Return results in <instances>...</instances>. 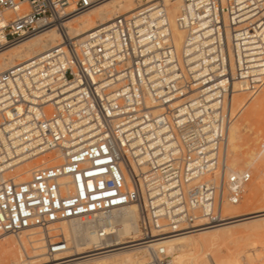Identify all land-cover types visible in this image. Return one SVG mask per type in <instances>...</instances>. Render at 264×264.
I'll use <instances>...</instances> for the list:
<instances>
[{
	"label": "built area",
	"instance_id": "built-area-1",
	"mask_svg": "<svg viewBox=\"0 0 264 264\" xmlns=\"http://www.w3.org/2000/svg\"><path fill=\"white\" fill-rule=\"evenodd\" d=\"M109 1L0 0V52L60 36L0 73V174L24 156L64 158L27 182L0 180V236L40 228L43 264L73 258L55 226L88 222L102 244L113 233L100 215L129 204L141 211L147 264H173L155 242L224 223L251 181L229 166V130L235 83L252 95L264 87V0H178L180 48L160 0L83 38L71 32L69 22Z\"/></svg>",
	"mask_w": 264,
	"mask_h": 264
},
{
	"label": "bare ground",
	"instance_id": "bare-ground-1",
	"mask_svg": "<svg viewBox=\"0 0 264 264\" xmlns=\"http://www.w3.org/2000/svg\"><path fill=\"white\" fill-rule=\"evenodd\" d=\"M153 1L158 0H111L74 18L68 23V27L80 39L88 32L109 23L115 17L132 13L145 3ZM160 1L164 3L161 5L163 6L162 10L166 11L175 43L180 48L184 34L176 27L175 18L180 10L181 3L178 0ZM59 44V33L49 31L4 50L0 52V73ZM234 87L235 92H241L245 90L246 84L245 82L237 81ZM33 159L36 158L24 156L9 164L2 165L0 180L7 179V176L6 178L4 177L6 171L16 167L18 171L16 170V174L10 179L17 183L27 182L36 170L52 167L64 161L62 155L56 153L55 156L49 155V159L42 160V163H38L34 167L28 164L27 168H21V166L26 165ZM6 160L2 159L3 162ZM140 212V208L136 204H129L101 214L100 222L102 224L111 223L110 232L113 233V237L102 244L92 232L93 225L88 222L78 220L55 226L56 228L53 229L60 228L62 233L70 237L72 241V249L67 255L73 258L67 264H147L150 261L151 252L141 242L142 238L138 222ZM255 213L256 215L253 216H250L251 214L227 216L226 221L220 225L175 234L166 240L157 239L159 241L156 240L157 242L155 243L156 246H163L167 249L173 258V264H247L245 260L250 261L254 256V253L252 254L253 249L250 248L252 238L259 234V231H264V210ZM31 230L37 231L35 233H27ZM16 237V240L10 238L0 242V264L45 263H38L46 258L47 247L46 235L40 228L26 230ZM1 238H3V235L0 236V240ZM27 243L30 248L27 247ZM14 244L19 246L18 255H13L12 253L11 247ZM36 244H41L42 246L37 247ZM39 249H42L43 253H38ZM262 252L259 253L262 254ZM140 254L142 255L139 256ZM244 258L245 260H243ZM256 258L254 257V260H257Z\"/></svg>",
	"mask_w": 264,
	"mask_h": 264
},
{
	"label": "rangeland",
	"instance_id": "rangeland-1",
	"mask_svg": "<svg viewBox=\"0 0 264 264\" xmlns=\"http://www.w3.org/2000/svg\"><path fill=\"white\" fill-rule=\"evenodd\" d=\"M246 89L247 88L241 92H235L232 98V107L237 111V117L229 130L228 163L232 171L250 172L251 181L247 185L243 199L239 204L225 206L224 212L226 216H241L246 214H251L250 216H253L256 215L255 212L264 210V153L262 152L264 144V87L255 95L247 92ZM49 155L55 156L56 154L47 153L44 156L29 161V163L21 166V168H27L28 164L34 167L38 163H42V160L49 159ZM16 170L13 173L4 174V177L6 178L7 176V178H10L14 176L18 171ZM31 177L32 175L30 178ZM139 217L140 215H138V222ZM35 231L37 230H31L27 233H35ZM16 236L4 234L0 242L10 238L16 240ZM252 239L253 240L249 242L251 243L250 248L253 249L252 254L254 253L252 257L253 260L251 259V262L247 259L245 260V258L243 260H245L247 264H253L255 261L257 262H255V264H264V231H259V234ZM36 246L40 247L42 245L36 244ZM27 247L30 248L28 243ZM11 250L13 255H18L19 246L14 244ZM260 250L263 251L262 254L259 253L261 252ZM38 253H43L42 249H39ZM141 255L142 254L139 256ZM254 257H257V260H254ZM47 260L46 257L38 263H43Z\"/></svg>",
	"mask_w": 264,
	"mask_h": 264
}]
</instances>
